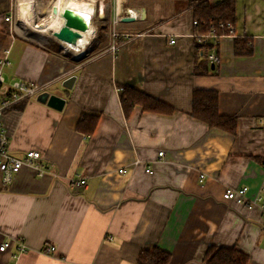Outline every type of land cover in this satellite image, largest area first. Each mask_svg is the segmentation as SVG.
<instances>
[{
    "label": "crops",
    "instance_id": "crops-1",
    "mask_svg": "<svg viewBox=\"0 0 264 264\" xmlns=\"http://www.w3.org/2000/svg\"><path fill=\"white\" fill-rule=\"evenodd\" d=\"M232 2V32L214 45L208 39L204 50L188 0H102L94 44L66 54L55 38L20 34L17 13L15 23L5 20L16 0H0L5 82L46 83L62 99L60 109L28 99L3 113L10 153L39 150L54 175L0 178V244L9 242L0 264H135L154 248L170 254L169 264H205L210 246L235 247L246 264H264L259 207L222 198L226 188L243 186L252 198L264 162V0ZM236 38L249 40L250 54L235 53ZM212 50L215 63L207 58ZM123 87L172 110L134 105L126 113ZM197 89L218 93V112L235 117L234 133L192 116ZM76 175L84 186L71 184ZM18 238L26 251L14 256Z\"/></svg>",
    "mask_w": 264,
    "mask_h": 264
},
{
    "label": "trees",
    "instance_id": "trees-1",
    "mask_svg": "<svg viewBox=\"0 0 264 264\" xmlns=\"http://www.w3.org/2000/svg\"><path fill=\"white\" fill-rule=\"evenodd\" d=\"M188 3L193 6L192 15L196 33L207 34L214 28L217 35L228 34V29L220 27L219 24L233 22L234 3L232 0L219 2L215 5H209L205 0H188ZM234 42L236 54L248 55L251 53L252 48L248 39L236 38ZM200 46L204 50L209 49L207 44ZM119 97L126 113L134 105H139L142 110L147 112L169 113L172 110L168 104L132 87L121 88ZM191 114L208 127L222 129L230 133L235 131V117L222 115L218 112V93L215 90H194L192 93ZM90 118L88 117V120ZM85 124L86 126L89 125V123ZM79 128L84 132L89 130L86 127ZM205 260V264H246L248 256L235 247L210 246L206 252ZM169 261L170 254L168 252L154 248L152 250H142L135 264H169Z\"/></svg>",
    "mask_w": 264,
    "mask_h": 264
},
{
    "label": "built area",
    "instance_id": "built-area-1",
    "mask_svg": "<svg viewBox=\"0 0 264 264\" xmlns=\"http://www.w3.org/2000/svg\"><path fill=\"white\" fill-rule=\"evenodd\" d=\"M36 1V0H35ZM34 1V3H35ZM115 3L118 0H114ZM89 3V2H88ZM91 4L93 7V11L91 13V25L96 20H99L97 14L98 11L101 10L104 14L106 10L102 0H91ZM49 4H46L40 11L46 14V7ZM51 9V8H50ZM130 14L131 10H127ZM16 13H17V0L16 4L13 9V14L11 17H5L6 21H13L16 22ZM84 19V18H83ZM114 20V22H116ZM195 24V22H194ZM220 27H224L228 29V32H232V25L230 23H220ZM110 36L112 38V45L111 48H115L117 45V39L119 34L117 31L110 32ZM220 35L215 33L214 28L210 30L207 34H198L196 35V41L200 44H208V39H211L210 43L212 45L215 44L216 39L219 38ZM170 43H174V39H170ZM9 53L8 48L2 49V56L0 57V178L4 184H10L15 175L19 174L22 171H28L36 178H41L46 175H54L51 171L50 166L47 165L44 161V157L39 150L30 149L26 150L21 156H15L10 153L9 151V136L8 133L2 123V116L5 111L10 109L11 107L15 106L16 104L23 102L28 99H35L36 96L44 91H47V84L46 83H29L24 80H15L11 83H6L4 76L2 74L3 68L5 65L8 64L7 55ZM209 62L215 63L218 61L217 53L212 50L209 52L207 56ZM264 116V115H263ZM163 156V151L158 152V157ZM148 171V169L146 170ZM201 178L204 177L203 174L200 175ZM70 182L73 186H84L86 181L83 177L75 176L74 178L70 179ZM222 198L225 201H233L237 204H241L247 208L252 206H258L260 212L264 218V162L262 163V175L260 181L258 183L256 194L250 198L247 195V188L246 187H237V188H226L222 193ZM9 242H3L0 244V251H3L7 248ZM54 250L53 246L47 248V252H51ZM26 251V244L21 238L16 240V256L22 252ZM13 264V263H10Z\"/></svg>",
    "mask_w": 264,
    "mask_h": 264
},
{
    "label": "bare ground",
    "instance_id": "bare-ground-1",
    "mask_svg": "<svg viewBox=\"0 0 264 264\" xmlns=\"http://www.w3.org/2000/svg\"><path fill=\"white\" fill-rule=\"evenodd\" d=\"M47 4H49L47 5L48 8L46 7L47 10L45 9L47 20L42 23L40 28H36V26L35 27L31 26V20H32L31 11L34 10V8L36 7L35 6L36 2L34 3V0H18L17 23H16L17 31L22 35L27 34V32L23 31L24 26L26 27V25L28 27H31L30 29H28L30 31V34L32 32L43 33L45 30H50V31L57 30V28L61 26L64 22V19L60 15V13L62 9L65 7L71 10L74 14L80 16L87 25L86 30L81 32L80 36L76 38L75 43L73 44L62 43L67 49L71 50L73 53L80 52L84 47H86L85 45L90 40L92 35L91 33L94 30L91 25V20H93V18L91 17V13L93 11L91 2L88 3L83 0H52L49 1ZM52 6L56 8L55 13L51 12L50 8ZM23 20L27 21V24L24 23Z\"/></svg>",
    "mask_w": 264,
    "mask_h": 264
},
{
    "label": "water",
    "instance_id": "water-1",
    "mask_svg": "<svg viewBox=\"0 0 264 264\" xmlns=\"http://www.w3.org/2000/svg\"><path fill=\"white\" fill-rule=\"evenodd\" d=\"M51 12H56V8L54 6L51 7ZM60 15L63 17L64 22L57 28V30L51 31V35L61 43L73 44L75 43L76 38L80 36V33L86 30L87 25L80 16L74 14L68 8L64 7ZM97 16L98 18H102L103 13L101 10L98 11ZM131 19L132 18L128 17L122 18L123 21H130ZM74 79V76L66 78L62 83L63 86L70 88ZM35 100L40 103L47 104L55 109H60L62 105V99L54 94H50L48 91L38 94Z\"/></svg>",
    "mask_w": 264,
    "mask_h": 264
},
{
    "label": "rangeland",
    "instance_id": "rangeland-1",
    "mask_svg": "<svg viewBox=\"0 0 264 264\" xmlns=\"http://www.w3.org/2000/svg\"><path fill=\"white\" fill-rule=\"evenodd\" d=\"M35 1V0H34ZM49 1H52V0H36L35 2H36V7L34 8V10H32L31 11V18H32V20H31V26H36V28H40V26L42 25V23L44 22V21H46L47 20V15L44 13V12H41L40 11V9L41 8H43L46 4H47V2H49ZM83 1H86V2H91V0H83ZM95 2L97 1V0H94ZM103 1H111V0H103ZM114 1V0H113ZM115 3V2H114ZM48 8V7H47ZM47 8H46V10H47ZM24 21V20H23ZM24 23H26L27 24V21H24ZM95 23V22H94ZM93 23V26H96L95 27V31L92 33V35L91 36H93L92 37V39H90L89 41H88V43L86 44V51L89 49V47L90 46H92L94 43H93V41L96 39V37L99 35V31L97 30L96 31V28H98V26L99 25H101V24H103L104 22H99V23H96V24H94ZM92 26V27H93ZM31 27H28L27 25H26V27L24 26V32L26 31V32H28L29 34L27 35V36H29V38L31 37V38H33V39H38L39 41H40V35L42 36V38L44 39V40H46V42H49V39L50 38H53L52 37V35H51V31L50 30H45L43 33H37V32H32L31 34H30V31L28 30V29H30ZM94 28V27H93ZM24 35H26V34H24ZM36 37V38H35ZM48 38V39H47ZM38 40H36V41H38ZM54 43V42H53ZM55 47L57 48L58 46L57 45H55ZM6 48V47H5ZM58 49V48H57ZM62 50V49H61ZM65 53L66 54H70V53H72V51L71 50H69V49H65ZM26 101V100H25ZM12 108V107H11ZM9 110V109H8ZM45 252H47V248H46V251Z\"/></svg>",
    "mask_w": 264,
    "mask_h": 264
}]
</instances>
